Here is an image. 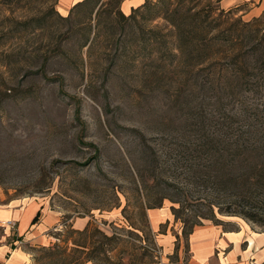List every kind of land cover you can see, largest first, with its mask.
I'll list each match as a JSON object with an SVG mask.
<instances>
[{"label": "rangeland", "instance_id": "rangeland-1", "mask_svg": "<svg viewBox=\"0 0 264 264\" xmlns=\"http://www.w3.org/2000/svg\"><path fill=\"white\" fill-rule=\"evenodd\" d=\"M218 1L147 0L123 17L120 0H91L65 14L59 0H0V243L22 246L31 264H166L176 255L159 234L170 232L186 259L182 231L197 219L187 211L182 222L170 207L185 199L177 188L193 190L210 91L195 84L205 72L178 56L167 14L200 13L219 50L264 35V19ZM31 204L37 210L24 233L15 219L3 225L6 209ZM162 209L172 217L152 229L151 214ZM217 217L229 221L222 229L251 225ZM87 222L112 237L107 255L86 260L102 240L73 231Z\"/></svg>", "mask_w": 264, "mask_h": 264}, {"label": "trees", "instance_id": "trees-1", "mask_svg": "<svg viewBox=\"0 0 264 264\" xmlns=\"http://www.w3.org/2000/svg\"><path fill=\"white\" fill-rule=\"evenodd\" d=\"M90 1L80 0L68 11ZM122 1L119 3V13L123 17L144 7L147 2L144 0L125 13L121 9ZM218 2L220 5V0ZM220 8L235 12L241 6ZM177 10L168 12L167 17L176 28L178 56L183 57L184 62L194 60L198 71L205 72L206 76H201V81L195 84L207 88L210 95L209 108L201 119V138L197 148L202 161L196 164L194 178L190 181L193 190L177 188L179 195H185V199L183 202L171 200L178 203L177 207H170L171 212L176 219L181 220L182 215L192 211L197 219L182 231L186 239L195 226L202 225V219H209L220 226L229 222L218 218L217 214L241 218L250 223L253 229L256 226L264 232V35H257L250 46L246 47L244 39H240L233 40L227 50H219L217 46L220 44H216L219 38L207 36L206 28L202 25L204 18L200 17V13H191L187 7L184 12ZM253 18L263 20L264 15ZM210 49L212 52L208 54ZM197 75L200 76V73ZM213 124L215 130L211 131L207 125ZM191 195L196 205L194 209L189 208L192 203L186 198ZM181 221L188 220L185 218ZM233 223L235 227L223 229L238 230L239 223ZM72 229L84 234V239L94 232L102 237L101 241H94L97 245L92 242L89 252L85 251L88 255L86 260L97 253L107 255L109 249L104 245L112 239L111 236L104 234L91 222H87L82 229ZM82 248L85 250L86 245L73 242L74 250ZM171 254L176 255L172 262L180 259L177 244ZM83 263L77 260L71 262Z\"/></svg>", "mask_w": 264, "mask_h": 264}, {"label": "crops", "instance_id": "crops-1", "mask_svg": "<svg viewBox=\"0 0 264 264\" xmlns=\"http://www.w3.org/2000/svg\"><path fill=\"white\" fill-rule=\"evenodd\" d=\"M78 1L80 0H59L58 11L65 14ZM127 1H131L130 11L131 7L141 4L144 0H123L122 10ZM220 6L223 8L241 6L251 12L253 17L264 15V0H220ZM36 210V205L31 204L26 208L6 209L4 215L9 218L8 220L15 219L17 230L24 233ZM151 215L152 229L158 228L161 222L172 217L168 209L152 212ZM2 223L7 226L4 222ZM251 227L252 225L244 224L240 225L238 230L231 231L224 230L220 225L211 222L196 226L188 236L189 250L186 259L180 258L176 262H167L166 264H264V232L261 231V228H254L255 230L252 231ZM159 235V241L165 251L171 254L177 239L170 232ZM178 254L181 255V248L178 249ZM32 260V255L22 246L12 247L11 245L9 247L7 242L0 243V261L3 264H31Z\"/></svg>", "mask_w": 264, "mask_h": 264}, {"label": "built area", "instance_id": "built-area-1", "mask_svg": "<svg viewBox=\"0 0 264 264\" xmlns=\"http://www.w3.org/2000/svg\"><path fill=\"white\" fill-rule=\"evenodd\" d=\"M7 226L9 227H13L14 223L12 222V220H7L4 222Z\"/></svg>", "mask_w": 264, "mask_h": 264}]
</instances>
